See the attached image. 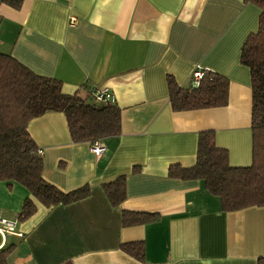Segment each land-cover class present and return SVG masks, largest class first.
Wrapping results in <instances>:
<instances>
[{
    "label": "crops",
    "instance_id": "crops-1",
    "mask_svg": "<svg viewBox=\"0 0 264 264\" xmlns=\"http://www.w3.org/2000/svg\"><path fill=\"white\" fill-rule=\"evenodd\" d=\"M259 8L246 0H22L0 3V52L33 73L61 81L62 91L108 89L120 109V132L73 142L63 113L31 119L27 130L41 150L43 178L63 191L85 183L91 193L45 207L25 187L0 181V233L12 245L7 264H257L264 260V206L221 210L200 179L168 175L194 164L199 133L211 130L231 166L251 164V88L240 63ZM75 21L70 23V19ZM228 80L219 107L175 111L167 77L187 88L195 68ZM124 175L125 198L111 205L102 184ZM36 211L17 216L27 198ZM155 214L125 225L122 211ZM142 242L141 260L121 245Z\"/></svg>",
    "mask_w": 264,
    "mask_h": 264
},
{
    "label": "trees",
    "instance_id": "trees-1",
    "mask_svg": "<svg viewBox=\"0 0 264 264\" xmlns=\"http://www.w3.org/2000/svg\"><path fill=\"white\" fill-rule=\"evenodd\" d=\"M260 12L256 31L249 34L240 51V63L248 67L251 88V164L231 166L225 148L218 147L211 130L198 137L195 162L184 167L169 166L168 175L180 179H200L215 195L224 212L249 206H264V0H246ZM22 0H0L19 9ZM169 101L175 111L224 106L228 100V80L219 73L203 70L199 85L182 88L167 77ZM61 81L33 73L10 54L0 52V181L16 182L45 207L69 204L91 193L85 183L63 191L43 178V161L39 148L27 130L28 122L46 112L63 113L73 142L104 139L120 132V109L114 102L89 100V93L62 91ZM91 91V96H92ZM111 205L125 198V178L121 175L102 184ZM27 197L18 213L24 220L36 211V204ZM155 214L122 211L125 225L150 221ZM12 245L0 248V264H7ZM127 254L141 260L142 242L121 245ZM257 264H264L259 260Z\"/></svg>",
    "mask_w": 264,
    "mask_h": 264
},
{
    "label": "built area",
    "instance_id": "built-area-1",
    "mask_svg": "<svg viewBox=\"0 0 264 264\" xmlns=\"http://www.w3.org/2000/svg\"><path fill=\"white\" fill-rule=\"evenodd\" d=\"M75 19L71 18L70 23H73ZM203 70L195 68L191 74L190 85L196 87L199 85L200 79L203 75ZM92 97L96 102H114V97L111 92L106 88H97L92 92ZM90 149L93 153L99 155L107 150V145L102 142V139H96L90 143ZM41 154V150H38ZM14 227V223L0 217V233H4L7 230H11Z\"/></svg>",
    "mask_w": 264,
    "mask_h": 264
},
{
    "label": "rangeland",
    "instance_id": "rangeland-1",
    "mask_svg": "<svg viewBox=\"0 0 264 264\" xmlns=\"http://www.w3.org/2000/svg\"><path fill=\"white\" fill-rule=\"evenodd\" d=\"M90 100V99H89Z\"/></svg>",
    "mask_w": 264,
    "mask_h": 264
}]
</instances>
